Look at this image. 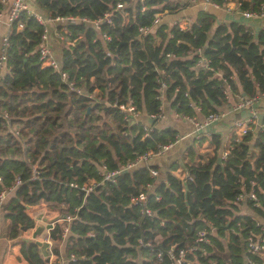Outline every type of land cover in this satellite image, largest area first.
Listing matches in <instances>:
<instances>
[{
    "label": "trees",
    "instance_id": "1",
    "mask_svg": "<svg viewBox=\"0 0 264 264\" xmlns=\"http://www.w3.org/2000/svg\"><path fill=\"white\" fill-rule=\"evenodd\" d=\"M237 1L243 10L264 11V0ZM188 4L187 0H31V9L50 17L95 19L111 12V23L101 25L107 37L80 21L62 23L64 30L58 27L63 38L57 61L66 80L41 62L43 26L31 14L22 10L8 32L6 28L0 74V190L19 182L2 203L0 235L11 239L32 226L25 207L42 201L58 207L62 216H71L49 232L51 238H61L67 226L64 253L74 255L68 264H161L156 259L159 251L166 264V250L191 244L205 220L215 226L212 243L217 253L215 249L210 253L211 240L201 243L203 252L186 255L190 264H264L258 254L250 255V262L244 256L246 237L264 234L262 224L236 213L237 195L249 191L253 181L258 204L247 202L264 217V132L256 136L260 157L256 167L246 158L251 130L238 140L232 136L219 162L220 135L210 133L207 143L214 154L206 161L183 162L187 170L183 179L165 171L155 184L146 165L138 164L86 193L70 185L99 179L101 163L115 169L148 148L174 140L175 129L156 124L158 116L146 125L148 134L143 136L146 119L128 122L113 106L115 100H132L137 111L157 115L158 89L164 82L163 96L174 111L194 116L196 105L205 116L218 112L229 93L243 94L240 102L264 92V28L255 35L240 22L213 28L214 16L206 10H198L186 29L164 21L151 26L156 15L176 13ZM6 10L7 3L0 0V12ZM19 22L21 28L16 27ZM143 26L150 28L141 32ZM200 55L209 66L197 64ZM67 81L82 91L69 88ZM92 92L95 96L88 97ZM189 149L193 154L195 148ZM151 182L147 205L152 213L147 215L139 205L130 204L129 196ZM138 239L150 244L143 246ZM19 253L29 264L45 262L32 241H23Z\"/></svg>",
    "mask_w": 264,
    "mask_h": 264
},
{
    "label": "crops",
    "instance_id": "2",
    "mask_svg": "<svg viewBox=\"0 0 264 264\" xmlns=\"http://www.w3.org/2000/svg\"><path fill=\"white\" fill-rule=\"evenodd\" d=\"M30 1L31 0H26L28 4ZM236 1L237 0H225L222 4H217V6H214L210 3L204 2V0H196L195 2H190V4L181 8L176 13H165V15H162L161 21L173 23L176 19L181 22L182 20H186V18L191 21L194 18V14L198 10H206L214 16L213 28L218 23H229L232 21L240 22L248 26L250 31H253L255 35L256 32L264 28V17L259 15L248 17L245 16L242 12L243 9L236 5ZM45 24L48 30L49 45L51 46L54 57L59 60V37L55 34L60 25L62 30L65 28L62 26L63 24L59 23L58 21L46 22ZM88 25L91 24L88 23ZM5 31V24L0 22V40ZM94 31L96 35L99 34V32H97L95 29ZM240 97H244L243 94L232 95L229 93L227 95L226 102L220 105L217 110L218 112L222 111L224 115L221 118L206 124L203 128H195L194 125L188 120L183 119L182 117L176 118L173 114L174 110L170 107L169 102L165 100L164 96H162L160 109H162L163 115L162 117L158 118L155 123H158L160 126H171L173 129H175L176 135H178V140L163 153L153 155L148 159L147 163L149 165H156L157 175L154 177L155 184L158 178L161 177V173L165 171L170 172L179 179H183L184 175L187 173L183 162L186 161V163H192L196 159L206 161L209 156H212L214 154V150L211 147L212 145L207 143V138L210 133H217L220 135L221 150L219 151L218 158H222L223 150H226V146L230 143L232 136L235 137V132L232 128L233 121L238 118L246 119L250 115L249 109L247 107L238 105ZM253 107L256 116L255 122H253L250 127L253 135L249 141V159L252 165L256 167L259 164L258 162L260 159L259 147L257 143L258 138L256 137L260 131L257 124L258 122L262 121L264 115V92L256 94L255 100L253 101ZM200 110L201 109L197 108H194L193 110L195 113L194 116L198 120H202L204 118V115H202ZM147 117V114L139 112L136 120H133V122H140L143 118H145L146 122L143 121L144 125H150V123L147 121ZM149 118H153L154 120V117ZM189 146L195 148L193 154L189 152ZM200 153L202 155L198 156ZM189 154L191 159H188ZM218 158L217 161L219 162L220 160H218ZM157 176L159 177L157 178ZM163 180H165L164 177ZM154 183L151 182L149 190L153 189ZM241 195V197L236 198V213L250 215L256 222L264 225V217H260L253 210V208L249 206L247 202L248 198L245 193H241ZM25 208L27 214L33 219V224L32 226L21 230V232L16 237L11 239L5 238L1 233L0 264H29L24 258L20 256L19 253V247L23 241H32L38 246L41 256L45 258V262L43 264H68L69 259L64 253L65 237L61 236V238L57 239L51 238L49 236V232L51 228L57 223L62 224L65 222L64 224H66V222L71 219V216L69 215V219H63L62 217L64 216L61 215L62 211L58 207L48 205L42 201L36 204L27 205ZM51 213H53L54 216L47 218ZM216 236L217 234H215L214 230L210 235L211 244L209 246L212 247V252L210 253H213V250L215 249L213 247L212 240ZM219 239L221 242H224V235ZM214 252L217 253L216 249ZM224 253V251L221 252L222 255H224Z\"/></svg>",
    "mask_w": 264,
    "mask_h": 264
},
{
    "label": "built area",
    "instance_id": "3",
    "mask_svg": "<svg viewBox=\"0 0 264 264\" xmlns=\"http://www.w3.org/2000/svg\"><path fill=\"white\" fill-rule=\"evenodd\" d=\"M189 2H195L196 0H187ZM2 3H8L7 4V10L1 11L0 12V22L4 23L7 32L10 29L12 21L16 18H18L20 12L22 10L28 12V14H31L35 20L40 23L43 28L42 32L40 34V41H39V46H38V52H39V58L43 64L52 66L54 69L58 70L61 78L63 80H66L67 74L64 71H61L59 69V63L57 59L54 57L51 46L49 45L48 41V30L46 27V22H51V21H58L59 23H69L73 24L76 21L84 22V23H90L93 28L99 32L101 31V25L102 24H110L112 21V16L111 12H103L100 16L96 17L95 19H89L88 17L85 16H75V15H55L53 17H50L48 15L42 14L38 11H35L34 9H31L26 0H1ZM204 2L210 3L211 5L217 6V3L212 2L211 0H204ZM236 5L239 6V2L236 1ZM121 4L116 3L115 7L120 8ZM261 9H263V5H261ZM245 16H254V15H259L264 17V11L260 12H252L249 10H243L242 11ZM161 21L160 15H156L152 21H151V26H155ZM190 21L186 18V20H182L179 22L177 19L173 22L175 23L179 28L181 29H186L188 27V23ZM17 28L22 27V23H18L16 25ZM149 26H143L139 27V30L141 32H145L149 30ZM7 32L3 33L1 36V41H2V46L0 47V74L3 72L4 69V45L7 43ZM102 35L104 37H107L105 32L101 31ZM59 38H63L62 35H59L58 32L55 34ZM67 41V40H66ZM68 43L72 44V41H67ZM108 53V52H106ZM198 54V51H197ZM197 64L203 65V66H209L208 61L200 55L199 58L197 59ZM67 85L69 88H74L78 93H80L82 90L81 88L74 87V84L72 81H67ZM163 89H164V82L161 83L159 87V96L160 100H162L163 96ZM95 92L88 93V97H94ZM255 100V97H248L244 98L241 100L238 105L240 106H245L249 109L250 115L246 119L238 118L235 119L232 123V128L233 131L235 132V137L234 140H238L242 135H244L248 130H250L251 124L255 122V111L253 107V101ZM113 106L116 107L118 110L122 111L124 113V118L130 122L133 120H136V117L139 114V111L136 110L132 100H127L125 102L115 100L113 102ZM194 108L199 109L198 106L193 105ZM173 114L176 118L182 117L183 119L188 120L191 124L194 125L195 128H203L206 124L213 122L214 120H217L221 118L224 113L222 111L219 112H211L208 113L204 116L202 120H198L195 116L184 114L181 112L173 111ZM6 115V114H5ZM162 109H160V113L157 115H148V117H162ZM259 131L264 132V124L262 122H258L257 124ZM143 132L142 135L146 136L148 134V128L146 125H143L142 128ZM178 140V135L175 136L174 140L168 141L162 144H159L156 148H148L144 152L137 154L132 160L128 161L126 164H122L119 167L115 169H108L104 163H101L100 166L97 167V173L99 175V179H93L90 178L86 181H84L82 184L77 185L76 183L71 182L70 185L73 187H78L80 190H82L84 193L88 192L89 190L93 189L95 185L98 183H101L103 181H113L115 176L119 174L122 171L127 170L128 168H131L137 164H145L147 167L148 175L151 178H154L157 175V170L156 168L151 167L147 161L148 159L156 154H161L164 151H166L168 148H170L176 141ZM227 153V150H223L222 152V157H224ZM32 168V178L36 177V171L33 166ZM187 177V173L184 175V178ZM18 180H15L14 184L11 186L5 187L0 190V230L2 226V203L4 202L5 198L12 192V189L14 186L18 183ZM251 188L249 191H247L245 194L248 199L253 201V204L257 205L258 202L256 200L255 196V191L253 188L254 182L251 181ZM151 186V183L146 184L145 190L139 191L136 194H132L129 196V202L132 205H139L140 206V212L145 213L147 215L151 214L152 211L147 205V197L149 194V188ZM241 194H238L237 197H241ZM236 197V198H237ZM159 195H155V199H158ZM63 219H69V215H65L62 217ZM162 222V221H161ZM204 226L198 228L195 231L194 234V240L191 244L185 245V246H180V247H171V249H167L165 252L166 257L168 258V263L166 264H190L192 261L190 258H187L186 255L188 252L199 250L201 252L204 251L203 248H201L199 245L201 243H208L210 241V235L212 232L215 230V226L213 225V222L209 220H205L203 223ZM262 230H264V225L261 227ZM68 232L67 226H64L61 232V236H65L66 233ZM138 242L141 245H149V242H143L140 239H138ZM258 254L264 258V234H258L256 236H253L252 234H248L246 237V243H245V259L250 262V255ZM162 256L163 254L159 251L156 252V259L159 263L162 264ZM69 260L74 259L73 254H69L68 256ZM164 264V263H163Z\"/></svg>",
    "mask_w": 264,
    "mask_h": 264
},
{
    "label": "water",
    "instance_id": "4",
    "mask_svg": "<svg viewBox=\"0 0 264 264\" xmlns=\"http://www.w3.org/2000/svg\"><path fill=\"white\" fill-rule=\"evenodd\" d=\"M147 121H148V123H151L153 121V118L147 117ZM246 158H249V155H247ZM218 160H220V158H218ZM173 246H175V245H173Z\"/></svg>",
    "mask_w": 264,
    "mask_h": 264
},
{
    "label": "rangeland",
    "instance_id": "5",
    "mask_svg": "<svg viewBox=\"0 0 264 264\" xmlns=\"http://www.w3.org/2000/svg\"><path fill=\"white\" fill-rule=\"evenodd\" d=\"M166 106H167V104H166ZM31 166H33L35 168L34 164H32ZM51 216H54L53 213L49 214V216L47 218H50Z\"/></svg>",
    "mask_w": 264,
    "mask_h": 264
}]
</instances>
